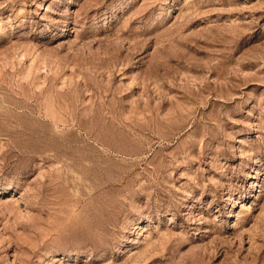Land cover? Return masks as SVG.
Masks as SVG:
<instances>
[{
  "label": "rangeland",
  "instance_id": "374dc122",
  "mask_svg": "<svg viewBox=\"0 0 264 264\" xmlns=\"http://www.w3.org/2000/svg\"><path fill=\"white\" fill-rule=\"evenodd\" d=\"M0 264H264V0H0Z\"/></svg>",
  "mask_w": 264,
  "mask_h": 264
}]
</instances>
